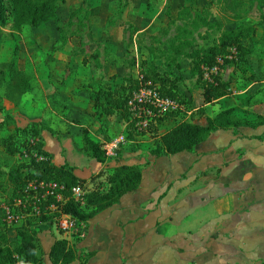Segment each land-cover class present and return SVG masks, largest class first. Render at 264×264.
Returning a JSON list of instances; mask_svg holds the SVG:
<instances>
[{"label":"rangeland","instance_id":"rangeland-1","mask_svg":"<svg viewBox=\"0 0 264 264\" xmlns=\"http://www.w3.org/2000/svg\"><path fill=\"white\" fill-rule=\"evenodd\" d=\"M210 1L65 0L57 4L53 21L39 27H24L17 36V62L19 69L31 78L32 88L22 97L19 106L6 98L2 100L0 180L5 179L12 166L29 164L34 159L32 154L26 152L25 146L40 143L41 138H32L27 132L18 133L16 139L20 151L10 160L1 141L15 128L24 129L30 123L45 127L43 131L54 137L59 145L64 139L69 141L73 149L82 145L83 129L102 146L116 137L125 136L128 144L124 150L134 149L133 143L129 142H134L135 137H128L130 133L126 119L112 108L100 92L116 96L124 86L123 80L134 75L139 79V72L150 75L153 71L167 77L178 86L179 98L183 96L195 107L202 108V91L198 89V76L192 75L191 62L180 58V67L176 68L168 60L171 52L167 42L175 37L177 28L183 25L185 18L178 17L183 7H189L192 11L207 8L208 21L221 25L220 31L201 29L194 37L197 48L216 45L220 33L224 31L235 30L244 23L252 25L258 22L253 34L244 31L240 36L241 44L249 52L239 56L232 47L226 55L227 60L233 61L232 64L222 68L224 60L219 64L218 59L222 58H218V75H209L206 68L210 67L203 66L205 70L201 67L200 83L215 85L218 78L219 83L226 85L227 91L219 102L205 106L203 115L214 117L219 110L235 108L236 116L240 119L253 121L254 116L260 114L264 117V22L258 20V11L263 5L256 0H242V5L232 11L231 7H208ZM78 9V14L70 18ZM74 30L78 31L77 36ZM14 45L15 42L8 37V27L1 28L0 66L12 59ZM132 61L134 66L131 65ZM156 86L159 87V83ZM4 93L5 85L0 88V95ZM8 115L12 117V122L8 123ZM187 116L186 111H180L173 120L170 117L165 127H169L176 117L185 120ZM150 134L144 132L140 136L149 137ZM258 173L264 174V166L260 172L252 171L249 177L255 178ZM1 201L4 199L0 198ZM192 219L193 227L197 229L199 220ZM46 227L41 226L40 231ZM50 229L56 238L61 237L56 224Z\"/></svg>","mask_w":264,"mask_h":264},{"label":"crops","instance_id":"crops-1","mask_svg":"<svg viewBox=\"0 0 264 264\" xmlns=\"http://www.w3.org/2000/svg\"><path fill=\"white\" fill-rule=\"evenodd\" d=\"M191 108L185 120L191 116L203 125V117L195 114L198 107ZM261 117L260 126L219 130L192 152L173 156L151 155L157 137H135L129 142L134 149L124 150L127 143L119 157L103 163L86 158L80 144L73 149L64 139L59 145L40 132L47 160L71 167L77 178L89 180L122 165L141 169L135 191L92 220L77 222L74 233L58 230L56 238L49 227L42 229V263L52 264L51 246L66 239L82 260L90 255L86 264H264V174L249 177L264 166ZM192 218L199 220L197 229ZM7 237L14 241L15 230H7Z\"/></svg>","mask_w":264,"mask_h":264},{"label":"trees","instance_id":"trees-1","mask_svg":"<svg viewBox=\"0 0 264 264\" xmlns=\"http://www.w3.org/2000/svg\"><path fill=\"white\" fill-rule=\"evenodd\" d=\"M64 1L0 0V30L8 27V37L15 42L12 59L8 64L0 66V88L5 85L6 91L3 96L0 95V113H4L3 98L14 105H18L22 97L32 88L31 78L18 67V34L22 32L24 27H39L53 21L56 18L57 4ZM256 2L263 5V8L258 11V20L261 23L264 22V0H256ZM213 5L231 7V10L234 11L235 7L238 9L242 5V0H211L208 7ZM79 11L80 9L73 12L70 18L76 16ZM208 14L209 9L207 8L202 11H192L189 7H183L178 12L179 18H185L183 25L177 28L175 37L167 42L168 50L171 52L168 57L169 62L179 68L178 59L186 58L192 64V75L194 77L198 76V89L202 91L203 105L202 108L196 110L195 114L204 118L205 123L203 125L176 117L177 119L169 127H165L166 119L168 117L174 118L175 114L179 113L175 112L155 118L148 130L139 134L134 130V124L127 108L130 95L139 86L137 76L134 75L133 78L124 79V86L117 92L116 96L100 92L101 96L113 106L112 108L116 109L118 114L126 119L130 133L128 137L133 136L134 138L144 134V132H151L153 137L158 138L159 145L150 151L154 157L190 153L198 144L207 141L213 133L219 130H235L243 127L255 128L263 124L260 115L254 116L255 120L253 121L238 118L235 108L220 110L211 118L204 117L202 114L205 106L219 102L227 94V91L225 90L226 85L219 83L218 78L215 85L200 83L201 67H213L216 65L218 58L224 60L222 68L226 65L229 66L233 61L227 60L226 55L232 47L238 51L239 56L247 54L249 51H245L240 36L244 31H250V34H253L255 26L258 24V22L252 25L244 23L235 30L220 33L216 45L208 48H197L194 37L199 34L201 29L221 30L219 23L211 24L208 21ZM74 32L77 36L78 31L74 30ZM66 41L67 39L64 40L63 44ZM243 62L245 63V61ZM131 65L134 66L133 61ZM139 75L142 83H149L162 96L177 99L183 105L184 111L189 112L192 110V102L186 101L183 96L179 98L181 95L177 93L178 86L172 80L159 76L153 71L150 75H143L141 72H139ZM156 83H159V87L156 86ZM9 122H12L10 115H8ZM43 130H46L45 127L41 125L37 127L34 123H30L24 129L15 128L12 133L1 140L5 152L8 154V159L10 160L20 151L16 139L18 133L27 132L32 138H40V132ZM81 143L84 156L94 159L98 163L104 162L102 145L94 142L85 129L81 132ZM25 149L27 153H37L38 156H42L43 160L37 162L33 159L29 164L14 165L9 169L5 179L0 180V198H3L4 203L13 212L20 214L21 217L18 225L13 228L16 235L14 241L8 239L7 230L9 228L7 229L5 223L0 220V264H16V257L21 259L23 264H43L42 249L38 240L41 226L48 225L47 227L51 228L53 224H56L59 212L69 215L78 223L88 222L99 213L116 205L127 193L135 191L141 182V169L137 166L122 165L108 170H101L99 173L92 175L89 180H83L73 174L71 167L51 164L47 160L49 154L44 151L42 142H36L33 145L26 144ZM33 181H55L65 186L66 192L62 196L63 202L56 203L58 211L45 212L42 210L38 215L30 212L34 200L33 192L27 191L26 186ZM73 187L81 189V202H75L71 199L70 190ZM17 202H20V205H17ZM48 202L54 201L50 199ZM47 203H42L40 206H46ZM48 257L52 264H71L76 261H78V264H86L90 255L86 254L82 260L81 255L66 239H56L50 248Z\"/></svg>","mask_w":264,"mask_h":264},{"label":"built area","instance_id":"built-area-1","mask_svg":"<svg viewBox=\"0 0 264 264\" xmlns=\"http://www.w3.org/2000/svg\"><path fill=\"white\" fill-rule=\"evenodd\" d=\"M219 64L223 63V59H218ZM204 67L202 68V70ZM205 70V69H204ZM206 71L213 75H218L220 68L218 65L206 68ZM206 74H204V77ZM208 75V77H209ZM210 81L209 78H206ZM139 80V86L132 92L128 101L127 108L131 115V120L134 124V130L136 133L147 131L155 118L161 117L165 114H171L184 110L183 105L175 98L162 96L156 88L149 83L144 84ZM139 137V136H136ZM127 137L119 136L112 139L110 142L105 143L102 146L104 153V161L115 159L119 156L122 147H124L128 141ZM35 161H42L43 157L38 156L37 153L32 154ZM26 190L33 192V203L31 205L30 212L39 214L43 211H56V203L63 202V193L66 192V188L63 184L55 181H33L28 183ZM71 199L75 202L82 201V191L79 187H73L70 190ZM52 199L54 202H48ZM42 203H47L46 206L41 207ZM20 205V202L16 203ZM58 211V210H57ZM0 212L2 213V221L6 227L10 230L18 225L21 217L20 214L13 212L4 201L0 202ZM77 221L71 218L69 215L59 212V217L56 222L57 229L64 235H70L77 229ZM16 264H23V261L16 257Z\"/></svg>","mask_w":264,"mask_h":264}]
</instances>
